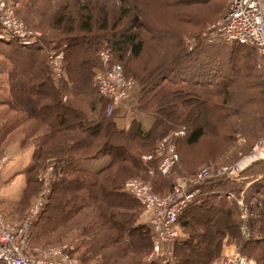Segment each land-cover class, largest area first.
<instances>
[{"label":"rangeland","instance_id":"obj_1","mask_svg":"<svg viewBox=\"0 0 264 264\" xmlns=\"http://www.w3.org/2000/svg\"><path fill=\"white\" fill-rule=\"evenodd\" d=\"M10 3L12 6L11 4L9 6L12 7L16 17L27 31L41 36L39 45L45 44L44 38L52 36L51 25L56 22L55 19L66 16L69 21H77L85 7H88L95 15H101V10L105 9L110 13V21L117 20L119 17L118 7L122 4L127 3L132 8H136L143 16L138 24L141 29L139 30L136 25L130 27L131 23L127 20L124 21L125 24L120 29L122 31L130 27L132 29L129 30V33L140 31L145 41V50L141 60L134 63L129 61L117 64L122 68L124 81L128 83V86L131 84V88L134 87L135 95L144 82L134 71L135 67L139 68V73L142 63L160 65V61L166 54L159 52L161 49L167 50L169 44L172 45L170 51L174 53L183 49L189 51V46H192L193 49L196 46V50L202 49L203 52L198 51V54L200 52L199 59H201L197 65L199 68L205 69L206 66L204 68L201 62L209 59L213 61L209 68L212 66L214 69V65L220 67L222 64L230 69L228 52L223 49L227 50L234 45H226L222 42L209 43L203 35L211 26L221 22L227 15L231 0H82L81 2L75 0H10ZM85 3L87 4L83 5ZM56 35L55 33L54 36ZM58 35L62 38V35ZM73 39L66 41L73 47L74 53L67 54L65 50H52L48 54H57L53 59V65L60 68L61 79L57 81L53 79L61 83V87L65 90L63 104H68L70 98L78 105L81 102L80 106L83 107L84 105L89 106L85 103L94 105L97 103V110H93L99 113L101 109H105V106L98 109L99 103L108 100L100 94L97 77L85 69V62L88 64L91 60L89 53L88 56L85 55V48L80 39L75 38V41ZM107 43L108 48L111 49L110 42ZM106 45L102 43L100 51ZM247 47H244L246 50L241 49L236 53L239 56L232 62L236 68L231 83L221 84L222 88L229 87L232 95L228 103L224 104L225 112L221 111L230 113L225 125L218 121V117L222 113L219 112L218 115H215L211 110L214 103L223 105L222 97H218L210 105L199 104L197 107L198 118L193 125L196 124V128L203 129L204 135L196 146H187L184 142L193 131L190 130L191 114L185 116L187 113L185 107L180 108L177 104L174 105L175 107L169 105L162 113V122L168 120L165 117H172L176 113L177 116L181 115L178 119L182 124L174 127L171 126L172 124L169 125V133L163 135L158 143L155 140L153 145L154 141L145 143L135 136L129 137L133 144L131 146L133 150L129 148L128 141H126L128 137L118 138L108 127L102 128L98 135L92 136V142L85 146H78V143L73 144L70 138L74 132L80 135H87L88 132L82 134L75 128L65 133H58L49 124L50 119H59L62 113L59 108L58 95L54 94V96L50 93L49 85L44 78H40L39 70L34 72L37 77H35L36 82L33 83L31 79L29 82L31 75L28 68L23 71L24 73L17 74L12 64L6 63L5 50L0 48V216L8 228L14 229L17 225L23 226L31 211L40 213L34 221L33 236L27 244L25 255L34 260L57 264H162L161 260L163 261V259L168 260L170 264H178L175 254L176 243L160 244V251L164 254H156L154 246L159 237L151 227L153 238L152 240L150 238V247L144 246L145 242L141 236L137 238L139 234L143 233L141 229L136 230V228H139V225L140 227L144 226V222L148 219L145 209L140 206L134 209L130 207L129 203L126 205L124 201L114 200L115 205L106 204L103 200L115 198H111V195L107 193H101L102 187L99 184L102 182L99 179L110 174L111 177H114V181L118 182L116 187L109 189V192L123 188L126 190L127 184L130 182L147 185V194L163 200L174 196L175 188L182 181L189 184L188 189L195 188L196 180L205 167L213 169L211 175L214 178L217 170L228 169L250 156L264 134V58L259 56L255 49L249 47L252 49L250 50ZM155 49L158 50L155 51ZM231 52L233 54L234 49ZM250 52L251 54H249ZM35 55L38 57V54ZM191 55L188 56L191 58ZM36 60L34 59V61ZM46 62L49 63L48 59ZM246 63L247 67H245ZM220 70L221 68L216 70L217 77H213L215 84L219 82ZM201 73L199 74L201 75ZM40 81L41 83H39ZM166 82L175 84L176 80L171 78L165 80ZM31 83L32 91L29 89ZM158 84L161 83L158 81ZM89 90L92 93H89ZM33 97L38 100L34 102ZM193 104L191 102V105ZM112 106L113 104L107 107V115H109L108 109ZM131 113H138L136 107L131 110ZM50 116L52 117L50 118ZM68 120L67 125H74L72 120L69 118ZM169 135L172 137L167 140ZM89 137L87 135L82 138ZM180 139L182 140L180 141ZM44 144H46L44 151H39V145ZM72 144L74 149L72 150L73 155L70 156L66 151ZM121 147L127 150V153L126 151L122 152ZM33 149L36 151L33 158H14V155H18L17 153L25 154L28 150ZM92 152L93 155H91ZM126 156L129 159L141 158L142 162L144 157H153L151 162L146 163L153 173L145 171L144 162L134 163L125 158ZM172 156H176L177 160L168 173L170 178L169 180L162 179V181L157 175H164L159 171V168L162 161L170 159ZM122 158L126 160L123 161ZM96 159H102L101 161L107 163L103 164L99 170L88 169L90 161ZM26 161H30L32 170L38 171L36 176L28 175V171L24 174H12L16 166L24 167ZM70 162H74L75 168L81 167L95 173L114 164L109 171L101 176L96 178L91 176L84 178L83 176L81 180L78 176H82V174L73 173L70 175ZM98 165H101L100 162ZM3 172L5 173L3 174ZM76 179L80 190L74 191L72 181L75 182ZM69 182L70 185L67 188ZM93 182L95 184L87 185ZM109 184L112 185V183ZM92 186L94 189L89 190V187ZM22 187L25 188L22 189ZM105 188L107 187L105 186ZM257 196L260 199L258 209L254 211L253 206L249 204L251 206V217L248 223L249 236L242 233L244 239L247 240L252 237L259 239L261 237L259 233H264V195L259 193ZM49 202H52L51 206L47 207ZM41 203H44L43 210L40 208ZM71 209L72 211H70ZM133 216L137 218L136 222ZM240 219L242 220L240 216H234V221L239 223ZM254 220H258V222L255 223L257 227L253 228L252 221ZM217 223L226 224L229 221L224 216ZM198 229L193 228L189 231L197 238ZM129 231H132V234L127 235ZM180 232L186 235L184 230ZM149 236L150 234L147 233V237ZM228 240L226 239L222 248L221 260L216 264H221L225 259L228 247L234 246L236 251H240L234 240ZM207 241L204 239V245L198 246V253L196 249L192 251L190 256H193L194 264H200L196 254L200 256L199 258L204 255L203 247L206 246ZM255 261L258 264L257 260Z\"/></svg>","mask_w":264,"mask_h":264},{"label":"trees","instance_id":"obj_2","mask_svg":"<svg viewBox=\"0 0 264 264\" xmlns=\"http://www.w3.org/2000/svg\"><path fill=\"white\" fill-rule=\"evenodd\" d=\"M75 1L81 2L82 0H75ZM86 4L87 3L83 5ZM118 10H119L118 11L119 17L117 18V20L110 21V16H109L110 13H108L105 9L101 10V15H95L92 13V11L88 9V7H85L84 12L79 14L78 16L79 18L77 21H69L66 16H62L59 19H55L56 22L53 25H51L52 36L48 38H44L45 44H40V45L37 44L32 47H24L20 44H17L18 42L0 41V48H2V45H11V44L13 45L15 44L16 46L21 48V49L18 48V50L14 51L13 53L14 54L18 53V55L24 56L25 59L29 61L32 67L37 68V71L39 70L41 75L40 78H44V80L47 83L49 82L48 89L50 93L54 95V90L52 87L51 80L53 82L55 81L53 79V76L51 75V72L48 67V63L46 61L49 56L48 54L52 52V50L54 51L65 50V53L67 54L74 53L75 50L66 41L68 39L74 38L73 40L75 41L76 40L75 38H78L80 39V42L82 46H84V48L95 51V53L92 55V58L94 56L95 58L89 61V64H91V66H89V64L85 62L86 64L85 69H87V72L90 70L89 68L91 69L94 68V72H95L94 76H96V74L103 69V65L99 59V52L102 43L105 44L108 41L110 42L112 63L114 64H120V63L122 64V62L126 63L129 61L134 63L141 60L142 54L145 50V41L141 36L140 31L129 33V30L132 29L130 28L132 27V25H136L137 28H139L140 30L141 27L138 24L140 23V20L142 19L143 16L140 11H138L136 8H132V6L128 5L127 3H124L121 6H119ZM125 20L130 21L131 26L128 27V29L121 31L120 28L122 25L125 24L124 23ZM55 33L57 34L56 36H54ZM58 34L62 35V38H60ZM169 45L170 46L167 50L161 49V51L159 52L161 54H166V56L163 57V59L160 61L161 62L160 65L157 63L153 65L152 63L150 64L148 62H145L144 64L142 63L140 66L141 69L139 70V73H138L139 68L134 66L135 67L134 71L139 75V77L144 82L142 83V87L138 89L137 94L133 95V98L130 100L129 104L132 105V108L136 107L138 113L153 117L152 124L147 131L143 129L142 123H140L136 119H134L132 125L128 129H120L118 127L116 123L118 117L122 118V116L130 114V111L126 110L124 106L114 107L113 112L111 114L112 116L107 115V107H109V105H112V102L107 99L108 101L104 100V102H106L107 104L104 102H103L104 104L99 103L98 109H100V107L105 106V109H101L99 113L94 111L95 109L97 110V105H96L97 103L95 105L92 103H85L89 106L88 107L85 105L84 107L79 106L80 110L77 112L76 110H72L67 105L62 103L63 102L62 99L64 97L63 94H61V96L59 97L60 99L59 108H61L62 110V113L59 117L61 118V124L65 125L66 127L65 129H62L60 127L61 125L58 126L54 125L53 119L49 120V124L58 133H65L67 131L74 130L75 128L81 131L82 134L88 132L87 135L90 136L89 138H82L83 136L85 137L87 135L76 134V132L72 133L70 139L73 142V144L78 143L77 144L78 146L88 145L90 142H92L91 140L92 136L98 135L99 132L102 131V128L108 127L118 138L128 137L126 141H128V145L130 146L129 148L133 150L131 147L133 146V144L131 143L129 137L135 136V138L145 143L154 141L152 143L153 145L155 143V140L158 143V141L162 139L163 135L169 133L168 131L169 125L172 124L171 126L174 127L175 125L182 124V122H180L178 119L181 117V115L177 116L176 113L172 115V117H169L170 122H169V118L167 117L165 118L168 120L166 122H162V117H163L162 113L166 110V108L169 105L174 106L175 104H177L178 106H180V108L182 107L187 108L186 109L187 113H185V116L191 114L190 116L192 121H190L191 122L190 130L193 131L191 132L190 136L186 138L187 140H185L184 143L187 146H191V147L196 146V144L199 143V141L202 139L204 135L203 129L196 128V124L193 125V123L196 122V119L198 118V108H197L198 105L199 104L210 105L211 102L216 101L218 97L219 98L222 97L223 105H220V103L218 104L214 103L211 107V110L215 115H218V113L221 111L225 112L224 104L228 103V100H230V97L232 95L229 91V87L222 88L221 84L231 83V78L235 76V68H236L232 62L235 61L239 56V54L238 55L236 54L237 51L241 49L243 50L247 46L233 44L234 45L233 47H229V49L227 50L223 49L228 52L227 57L230 59L228 66L230 67V69L222 64H220V67L214 65V69H212V66L209 68L210 63L213 62L210 61L209 59L205 60V62H201L204 68L206 66L205 69H202L199 68V66H197L199 65L200 62L199 60H201L199 59L200 52L198 54V51L199 50L202 51V49L196 50V46H195V48L192 51L183 49L182 51L178 50L176 51L177 53H174L170 51L172 45L171 44ZM247 48L252 50L249 47ZM158 49H155V51ZM232 49H234L233 54L231 52ZM31 50L40 51L42 53L39 55L40 58L37 61H34L35 57L32 53L24 52ZM189 54H192L191 58L188 56ZM249 54H251V52ZM247 66L248 65L246 63L245 67ZM219 68H221L220 70L221 75L219 82H216L217 84H215L214 82L215 80L213 77L217 75L216 70H219ZM163 71L164 74H162ZM200 72H202L201 75L199 74ZM203 77H205V79H203ZM171 78L173 80L174 79L176 80L175 84L172 83L168 84V82L165 83V80H170ZM158 81L161 84H158ZM29 89H31L32 91V88ZM88 92L92 93L90 90ZM197 101L198 103H196ZM191 102H193L194 104L191 105ZM80 104L81 102L79 103V105ZM194 110L196 111L194 112ZM230 110L233 111V109L231 108ZM229 115L230 113H222V115L218 117V121L225 125V122L228 121L229 119L228 118ZM68 118L72 120L74 125H67V122L69 121ZM159 137L161 138L158 139ZM182 139H180V141ZM73 144L71 147L67 149L68 151H66V153L69 154L70 156L73 155L72 152V150L74 149ZM45 145L46 144L39 145L38 150L43 152L44 147H46ZM121 148H122V152L126 151L127 153V150L123 149V147ZM93 154L94 153L92 152L91 155ZM114 155L115 154L113 153V157ZM125 158L129 159V157L127 156ZM125 158L124 159L122 158L123 161L126 160ZM130 160L133 161L134 163L142 162L141 158H133V159H129V161ZM73 164L74 162H70V166H71L70 175H72L73 173L82 174V176L81 175L78 176L79 179L82 180L83 176L84 178H86L87 176L96 178L98 176L105 174L113 167L114 163L96 173L84 170L81 167L75 168ZM144 167H145V171L150 170V166L144 164ZM122 168L124 169L123 166ZM141 170L143 169L141 168ZM251 170L248 171L247 173H251ZM257 170L264 172V162H261V164L256 168V171ZM37 173H38L37 170L35 169L32 170V168L30 167L27 174L36 176ZM90 173H94V174H90ZM157 175L160 180L162 179L169 180L170 178V176H167L165 178V176L162 174H157ZM102 180L105 181L103 182ZM99 181L102 182L99 184V186L101 185L100 187H102L101 193L102 194L107 193L111 195V198H115V199H109L107 201L103 200L104 202H106V204L115 205L116 203L115 201L118 202L124 201L126 205L127 203H129L130 207L134 209H136L139 206L142 207L141 204L133 196H131L124 188L122 190L120 189L116 191L111 190L112 192H109L110 188L116 187L118 185V182L114 181V177H111L110 174H108L107 177H104L103 179H99ZM72 183L74 184V191L80 190L79 184H77L78 183L77 179L75 182L72 181ZM109 183H112V185H110ZM93 184L95 183L93 182L87 185L90 186ZM69 185L70 182L68 184V187L67 186L66 187L69 188ZM105 186L107 188H105ZM243 187H244L243 183H232L225 180L217 183L215 182L205 183L200 187L201 193L198 196L196 202L180 216L178 221V229L180 231L184 230V232L186 233V235H184L182 234V232H180L181 233L180 239L176 242L175 245V249H176L175 254L177 258L176 261L178 262V264H194L192 259L193 256L190 255L192 251L195 249L197 253L199 252L198 246L204 245V239L208 240L206 242V246L203 247L204 255L201 254L202 256L201 258H199L200 256L196 254V258L198 257V259L200 260V264H216L219 260H221L220 256L226 239L234 240L237 244V247L240 250V253L243 256L249 258L252 257L255 260H257L258 264H264V233L262 232L259 233L261 236L259 237V239L256 237H252L249 240L244 239V237L242 236L243 232L241 229L242 220L240 219L239 223L236 220L234 221V216H240L241 218L240 208L236 200H229L227 198V193L229 191L240 193ZM93 189H94L93 186L89 187V190H93ZM263 189H264V178L258 181L255 185H253V187L250 188L248 194H246L245 200L247 204L253 206L254 211H256V209H258L259 207L258 202L260 199L257 198L258 197L257 195L259 193L260 195H264ZM51 203L49 202L47 207L51 206L50 205ZM66 210L68 209L66 208ZM70 211H72V209ZM224 216L228 219L229 223L226 224L217 223ZM133 217L135 218V222H136L137 218L135 216ZM256 222H258V220L252 221L253 228L257 227V225L255 224ZM37 224L38 222L36 223V225ZM212 225H214L215 227H213ZM193 228L196 229L199 228L197 233L198 239L196 238V235L191 234V232L189 231L192 230ZM140 229L142 230L143 234L138 233L139 235L137 236V238L141 236L143 241L145 242L144 246L147 245L148 247H150V238L152 240L153 236L150 226L148 225V222L145 221L144 226L142 225V227H140L139 225V228L138 227L136 228V230H140ZM131 232L132 231H129L127 235L132 234ZM147 233L150 234L149 237H147ZM80 248L81 246L79 247V249Z\"/></svg>","mask_w":264,"mask_h":264},{"label":"built area","instance_id":"obj_3","mask_svg":"<svg viewBox=\"0 0 264 264\" xmlns=\"http://www.w3.org/2000/svg\"><path fill=\"white\" fill-rule=\"evenodd\" d=\"M10 0H0V41H14L24 47H32L39 43L40 35L27 31L24 25L16 17ZM12 6V4H11ZM209 43L222 42L224 44H238L249 46L255 49L259 56L264 58V0H231L229 11L223 20L211 26L207 33L203 35ZM106 47L100 51L99 59L103 69L96 74L100 85V94L112 102L113 106L108 109L112 114L114 107L125 106L134 95V87L128 86L122 75V68L112 63L111 49ZM189 50H193L189 46ZM57 54L51 53L48 56V67L53 78L57 81L60 78V68L53 65V59ZM134 92V93H133ZM183 134V132H180ZM172 135H169V140ZM156 155L154 156L156 158ZM153 157H144V164L151 162ZM177 157H171L162 161L160 172L168 176L170 168ZM264 162V134L261 140L254 147L250 156L242 159L236 165L228 169H219L213 178V169L205 167L196 180L195 188H187L188 183L182 181L175 188L174 196L166 199H159L156 196L147 194V185L127 184L126 191L133 196L145 209L147 222L159 239L155 243L156 254H164L160 251V244H175L180 239L178 221L180 216L190 208L201 193L200 187L209 182L229 181L240 183L244 179L245 173L256 164ZM153 173V170H149ZM245 190L240 193L229 191L227 198L236 200L241 211L242 232L249 236L250 205L245 200ZM46 204V203H45ZM44 206L41 203L40 208ZM46 206V205H45ZM40 209V210H41ZM43 210V209H42ZM40 213L38 211L30 213L22 227L17 225L10 229L5 225L4 219L0 216V264H57L34 260L25 255L27 244L30 242L34 232V221ZM162 264H170L168 260H161ZM60 264V263H58ZM221 264H257L252 258L243 256L240 251L232 256H227Z\"/></svg>","mask_w":264,"mask_h":264},{"label":"crops","instance_id":"obj_4","mask_svg":"<svg viewBox=\"0 0 264 264\" xmlns=\"http://www.w3.org/2000/svg\"><path fill=\"white\" fill-rule=\"evenodd\" d=\"M2 48L5 50L4 58L6 60V63L9 65V62H10L12 64L15 72H17V74L24 73L23 71L26 68H28V71H29V73L31 75V77L29 76L30 77L29 78V82H31V80H32V83H33L36 80V78H35L36 77L35 76L36 74L34 72H36L37 68L32 67L31 64L29 63V61L27 59H25L24 56H20V55H18V53L17 54H14L13 53L14 51H17L19 47L16 46L15 44L14 45L11 44V45H2ZM19 49H21V48H19ZM24 52L32 53L34 55L35 59H37V60L40 58L39 55L42 54L40 51H36V50L24 51ZM88 53H90L89 54L90 59H94L95 58V56L92 58V55L95 53V51H92L91 49L88 50V49L85 48V55L88 56ZM35 54H38V57ZM27 61H28V64H27ZM89 66H91V64H89ZM89 69L90 70L88 72L91 75L94 76V73H95L94 72V68H92V69L89 68ZM45 79H46V77H45ZM32 83H31V85H30L29 88H32ZM39 83H41V81ZM51 83H52V87H53V90H54V94L58 95V97H60L61 94H63V96H65V93H64L65 90L61 87V83H58L56 81L53 82L52 80H51ZM32 100L34 102H36L38 99L36 97H33ZM66 105L69 108H71L72 110H76L77 112L80 110V108H79L80 105H78V103L75 102V101L72 102L71 101V98H70L68 104H66ZM124 108L126 110L130 111V114L129 115L122 116V118L118 117V119L116 120V123H117V125H118V127L120 129H128L132 125L134 119H136L140 123H142L143 129L145 131H147L150 128V126L152 124V120H153V117L152 116L145 115V114H140V113H133V114H131V110L133 108H132V105H130L129 103L126 104L124 106ZM39 112H40V109H39ZM41 115H42V113H41ZM53 124L56 125V126L61 125L60 127L62 129H65V127H66L65 125L61 124V118L60 117H59V119L53 118ZM35 153H36V151L34 149L33 150H28V152H26L25 154L17 153L18 155H14V158H24V157L33 158L35 156ZM16 160L19 161L20 159H16ZM101 160L96 159V160L90 161V165H88L87 168L90 169V170H99V169H101L103 167V164L105 165L107 163L106 161H101ZM29 162L30 161L24 162V163H26V165L24 167H22V166L21 167H17L16 166L15 167V170L13 171L12 174H24V173H26L29 170V167H30ZM99 162H100L101 165H98ZM260 164L261 163L256 164L254 167L251 168L252 170L249 169L248 171L251 170V173H247L248 172L247 171L246 172L247 174L245 173V175H244V179L240 182V183H243L244 184L243 189L245 190V196H246V194H248L250 188L253 187V185H255L258 181H260L261 179L264 178V172L258 171V170L256 171V168ZM4 173L5 172H3V174ZM24 188L25 187H22V189H24ZM235 251H236V248L234 246L228 247V249H226L225 257L234 255L236 253Z\"/></svg>","mask_w":264,"mask_h":264}]
</instances>
